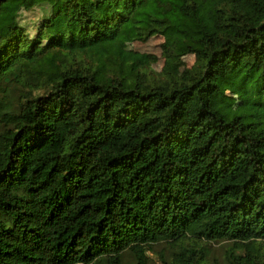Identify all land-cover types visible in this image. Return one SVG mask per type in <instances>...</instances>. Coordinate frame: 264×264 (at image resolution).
I'll list each match as a JSON object with an SVG mask.
<instances>
[{
    "label": "trees",
    "instance_id": "1",
    "mask_svg": "<svg viewBox=\"0 0 264 264\" xmlns=\"http://www.w3.org/2000/svg\"><path fill=\"white\" fill-rule=\"evenodd\" d=\"M155 35L194 63L121 44ZM220 241L264 264V0H0V264H150L161 242L204 264Z\"/></svg>",
    "mask_w": 264,
    "mask_h": 264
},
{
    "label": "rangeland",
    "instance_id": "2",
    "mask_svg": "<svg viewBox=\"0 0 264 264\" xmlns=\"http://www.w3.org/2000/svg\"><path fill=\"white\" fill-rule=\"evenodd\" d=\"M41 18V10L35 8L22 11L20 21L25 26L27 32L32 35ZM162 41L163 38L161 36L155 35L148 38L145 42L135 41L121 44L126 49L146 53L149 58L150 68L154 71L167 69L174 74H179L184 68L190 67L194 63V56L191 54L171 58L163 57L160 48ZM26 76L28 79L32 78L31 73H27ZM235 108L240 112L245 111L244 103L242 102H236ZM229 244L228 241L209 242L206 245L209 252L207 255L208 258L204 264H228L225 250L229 247ZM146 253L150 264H163V257L170 259L168 247L163 242L154 245V248L147 250ZM123 264H133V258L128 252H125L123 255Z\"/></svg>",
    "mask_w": 264,
    "mask_h": 264
}]
</instances>
